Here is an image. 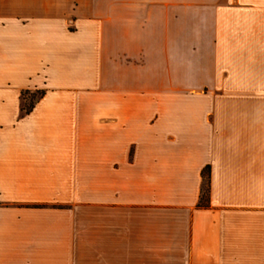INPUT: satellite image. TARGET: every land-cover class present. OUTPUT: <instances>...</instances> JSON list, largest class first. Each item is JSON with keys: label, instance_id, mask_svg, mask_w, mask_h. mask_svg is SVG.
I'll use <instances>...</instances> for the list:
<instances>
[{"label": "crops", "instance_id": "crops-1", "mask_svg": "<svg viewBox=\"0 0 264 264\" xmlns=\"http://www.w3.org/2000/svg\"><path fill=\"white\" fill-rule=\"evenodd\" d=\"M0 264H264V0H0Z\"/></svg>", "mask_w": 264, "mask_h": 264}, {"label": "trees", "instance_id": "trees-1", "mask_svg": "<svg viewBox=\"0 0 264 264\" xmlns=\"http://www.w3.org/2000/svg\"><path fill=\"white\" fill-rule=\"evenodd\" d=\"M42 96H43V94L41 93L38 99H40ZM35 102L36 101L31 102L27 106L24 105V107H23L24 113H29L32 110ZM202 177L204 178V180H207V177H208V171L207 170H203ZM206 198H207V188H206V186L204 184V186L202 187V192H201V196H200V199H199L198 206L204 207L205 204H206Z\"/></svg>", "mask_w": 264, "mask_h": 264}, {"label": "rangeland", "instance_id": "rangeland-1", "mask_svg": "<svg viewBox=\"0 0 264 264\" xmlns=\"http://www.w3.org/2000/svg\"><path fill=\"white\" fill-rule=\"evenodd\" d=\"M41 93L43 94L42 91L23 92L22 98L24 100V105L27 106L31 102L37 101ZM199 95L203 96V93H200Z\"/></svg>", "mask_w": 264, "mask_h": 264}]
</instances>
